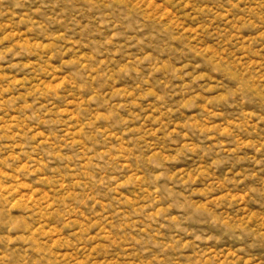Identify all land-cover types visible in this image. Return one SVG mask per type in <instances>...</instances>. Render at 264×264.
<instances>
[{
	"label": "rangeland",
	"instance_id": "374dc122",
	"mask_svg": "<svg viewBox=\"0 0 264 264\" xmlns=\"http://www.w3.org/2000/svg\"><path fill=\"white\" fill-rule=\"evenodd\" d=\"M0 264H264V0H0Z\"/></svg>",
	"mask_w": 264,
	"mask_h": 264
}]
</instances>
